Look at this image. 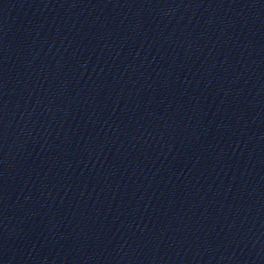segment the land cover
Returning a JSON list of instances; mask_svg holds the SVG:
<instances>
[{"label":"water","instance_id":"95a60500","mask_svg":"<svg viewBox=\"0 0 264 264\" xmlns=\"http://www.w3.org/2000/svg\"><path fill=\"white\" fill-rule=\"evenodd\" d=\"M0 264H264V0H0Z\"/></svg>","mask_w":264,"mask_h":264}]
</instances>
